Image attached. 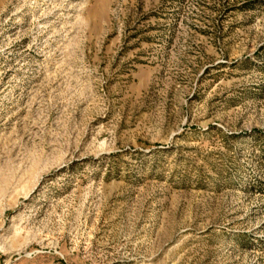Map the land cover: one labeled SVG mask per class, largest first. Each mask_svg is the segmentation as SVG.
<instances>
[{"label":"rangeland","instance_id":"rangeland-1","mask_svg":"<svg viewBox=\"0 0 264 264\" xmlns=\"http://www.w3.org/2000/svg\"><path fill=\"white\" fill-rule=\"evenodd\" d=\"M0 264H264V0H0Z\"/></svg>","mask_w":264,"mask_h":264}]
</instances>
